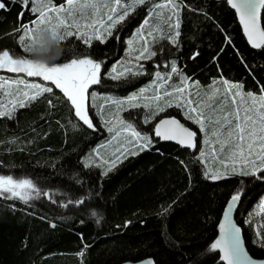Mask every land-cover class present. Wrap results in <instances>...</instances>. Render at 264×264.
<instances>
[{"label":"trees","instance_id":"16d2710c","mask_svg":"<svg viewBox=\"0 0 264 264\" xmlns=\"http://www.w3.org/2000/svg\"><path fill=\"white\" fill-rule=\"evenodd\" d=\"M114 1L108 0L98 11L88 9L84 19L77 16L80 31L91 32L85 24L106 20ZM164 1L156 0V3L164 4ZM66 2L52 0L55 6ZM33 6L29 4L25 10L22 0L15 5L6 0L9 10H0V52L10 50V54L15 53L14 59L30 58L19 42L22 33L15 30L37 18L38 13L31 11ZM150 7L149 4L139 6L117 25L113 37L103 44L93 41L89 48L75 36L70 37L65 42V54L58 62H69L76 56L84 58L85 52L88 58L105 61L101 71L104 82L90 87L94 98L95 91L123 97L147 83L155 89L151 82L154 74L164 70L163 76L167 75L173 60L189 81L199 85L227 80L242 82L245 91L261 92L264 47L253 49L248 45L226 0H182L179 46L165 40L152 47L158 55L140 61L148 69L145 75L130 77L128 82L108 79L107 73L113 64L121 60L127 63L140 54L144 37L137 41L133 33L146 19L149 20L146 30L150 28ZM21 11H25L22 19ZM169 14L165 10V15ZM116 36L120 39L116 40ZM128 40L135 42L130 49ZM197 52L199 55L192 59ZM43 83L53 92L43 94L24 108H17L12 119L0 117V174L31 178L55 195L41 196L27 205L0 197V264H118L143 258L152 259L155 264H224L218 250L207 249L216 239L221 212L241 179L246 190L236 221L242 227L248 252L255 258H264V246L253 243L257 226L264 225V218L257 216L255 226L253 219L251 227L244 223V218L264 195V183L241 177L221 181L205 179L204 160L193 163L200 155L199 132L182 116V109L167 107L154 123L142 127L154 137L155 123L164 117H175L197 133L196 149L157 138L151 150L139 152L137 147L138 155L122 159L103 175L104 171L97 165L83 166L89 150L106 137L98 111L91 107L94 99L88 98V114L94 124L89 129L76 117L63 92L51 82ZM165 90L169 91L167 86L161 92ZM0 96V108L10 106L14 97ZM137 113L145 117L148 109L140 107ZM72 124L77 126L73 128ZM81 198H86L83 205L62 206ZM164 208L169 211L161 215ZM93 210L100 217L99 223L91 216ZM126 221H131L127 227ZM85 244L87 248L81 257L78 254Z\"/></svg>","mask_w":264,"mask_h":264},{"label":"snow or ice","instance_id":"6c2138e0","mask_svg":"<svg viewBox=\"0 0 264 264\" xmlns=\"http://www.w3.org/2000/svg\"><path fill=\"white\" fill-rule=\"evenodd\" d=\"M11 4L15 5L21 3V0H10ZM231 8L235 9L239 14L240 22L243 24L244 32L248 38L249 43L253 48L264 47V28H261L260 9L264 7V0H227ZM23 8L27 10L29 4H34L31 8L33 13H38L35 20L29 24H21L15 31L23 33L19 36L20 45L24 53L29 54V41L32 38L33 30L42 24H48L58 32L62 41H67L70 37L75 36L79 41H83L84 45L89 48L93 45V41H98L101 44L107 42L109 38L113 37V30L117 28L125 19L134 12L139 6L149 4V16L154 18L157 23L148 33L153 39L151 42L144 40L140 54L135 56L136 63L133 64L131 59L127 63L124 60L113 64L107 78L112 81L128 82L129 78H135L146 74V69L140 61L150 60L152 57L158 55L156 51H152V47L161 44L162 41L169 40L172 45L179 46L180 36V16L182 0H168L166 4L156 3V0H125L120 3L117 0L116 7L110 8L112 15H108L106 21L101 19L94 21L92 24H85L84 27L92 29L91 32L80 31L81 25L77 16L84 19V9H92L98 11L99 0L94 3H87L79 6L75 0H67V8L56 7L52 0H22ZM187 7V5H183ZM0 10H9L6 8V0H0ZM122 10V14H120ZM165 10L170 13L165 15ZM194 10V9H193ZM195 11V10H194ZM64 13L65 15H61ZM75 13V15H74ZM25 11L19 13L22 19ZM91 15L92 13H88ZM173 19L175 22L173 23ZM149 24V20L144 21L140 32L136 35L140 36L144 30V26ZM72 29H75L74 31ZM116 40L120 37L116 36ZM230 42V39H229ZM127 44L131 46L133 40H128ZM163 51V49L161 50ZM15 53L10 54V50H3L0 52V69H7L12 73L26 74V77H39L45 82H51L56 89H60L67 101L71 102V106L75 108V115L83 122L89 129L94 128L93 121L89 118L88 110L85 108L86 94L90 98H94L90 92V86H98L104 82L105 76L101 72L103 60L97 61L95 58H88V53L83 54L84 58L79 56L73 57L70 62L59 63L53 65L37 64L30 58L14 59ZM130 55V52H129ZM199 53H195L192 59H195ZM170 73L161 76L160 72H156V80L153 81L152 86L159 88L158 82H163L172 91H164L160 95L157 91L153 99L155 101H163V104L157 103L154 107L150 104H144L143 107L149 109L145 114L143 120L144 124H152L156 117L165 112L167 107H172L171 100L165 99L167 97H178L174 106L184 110L185 119L198 125L201 132L207 137L208 131H212L214 136H223V140H218L219 149L213 148L211 151V159L223 166V172L217 168L213 171L212 168L205 165L203 176L205 179L211 181H221L226 178H251L253 181L264 183V94L255 95L253 92H244V84L229 83L227 80L214 81L213 86L222 84L224 91L221 94L219 89L214 92L218 98L209 109V115L200 110L199 91L195 93L197 100L194 101L191 97L193 93H189L185 98L183 93L189 85V78L182 74V70L176 66V61L173 60L170 64ZM179 75V84H169L173 76ZM194 86L199 90V84L193 82ZM15 86V87H13ZM23 86V87H21ZM7 89L8 95L13 96L10 101V106L0 108V117L14 118L17 108H24L32 102L37 101L39 97L46 93H52L51 87L43 86L39 83H28L26 78L13 79L11 82L0 77V94ZM146 89H140L138 94H133L127 98V101L121 99L110 100V107L115 106L119 109L124 103H129L132 109L141 107L139 103H133L137 96H142ZM260 91L264 93V87ZM231 98V99H229ZM51 104V101H49ZM234 106V107H233ZM229 108V111H225ZM217 113L221 115L217 116ZM101 119H105L104 111L99 114ZM216 116V119H213ZM120 128L116 130L113 139L119 137L122 133H130L128 143L132 146L131 149L125 148L119 155H116L110 162H105L103 175H107L112 169L116 167L122 159H127L128 156H136L139 152L151 150L158 140L176 141L181 146H186L190 149H196L197 133L190 130L179 120L175 118L160 119L155 123L154 137L149 134H142L137 131L132 123H126L117 111L115 116ZM77 125L72 124L75 128ZM207 129V130H206ZM108 132L112 133L114 127H108ZM207 146L208 140L205 139ZM139 147V152L136 148ZM159 151V149H157ZM205 153L201 152L199 157L194 158L193 163H198L204 160ZM83 166L88 168L91 163L86 159ZM186 170L187 165H185ZM245 181L240 180L237 190L229 198L227 205L223 211L222 218L219 222V236L210 244L207 251L219 250L221 253L220 261L224 264H264V260H256L245 249L242 240V227L238 225L234 219V213L238 211L239 204L245 192ZM54 193L45 191L39 187L37 182L31 178H14L12 175L0 174V197L11 200H18L27 205L30 201L39 199L41 196H52ZM86 198L77 199L75 201L69 200L63 204V207H68L69 204L76 206L83 205ZM53 203L56 201L53 200ZM171 205H169V208ZM169 208H164L161 215L166 214ZM91 216L96 217V223L100 222V217L95 210L91 211ZM253 216L264 218V197H261L256 209L249 213L247 218H244V223L251 227ZM81 223H84L81 220ZM131 221L125 222V227ZM55 227V225H53ZM258 230L254 233L253 243L255 245L264 246V225H258ZM83 241V234H81ZM87 248L85 244L84 249L78 254L81 257L84 255V250ZM141 264H155L152 259H147Z\"/></svg>","mask_w":264,"mask_h":264},{"label":"rangeland","instance_id":"374dc122","mask_svg":"<svg viewBox=\"0 0 264 264\" xmlns=\"http://www.w3.org/2000/svg\"><path fill=\"white\" fill-rule=\"evenodd\" d=\"M107 1L108 0H99V2L103 6H105ZM94 2H97V0H75V3L77 4V10H79V6L80 5L87 4V3H94ZM167 2H168V0L164 1L163 3L166 4ZM120 3H124V0H120ZM116 5H117V0L114 1V4H113L112 7H116ZM56 7L67 8L68 5H67V2H66L63 5L56 6ZM87 10L88 9H84L83 12H86ZM61 15H65V14L62 13ZM74 15H75V13H74ZM108 15H112V13L110 12ZM150 20H151L150 21V24H151L150 28L148 30H146L147 25L144 26V30H143V32L141 33L140 36H137L136 33L140 32L141 27H140L139 30H135L134 31L133 36L138 38L137 41H140L143 37H144L143 42H144V40H148L150 42L153 39V37L149 36L148 33L152 30L153 26L157 23V21L154 18H151ZM133 44H132V46H133ZM132 46L128 45V49L132 48ZM131 61H132V63H136L135 58H133ZM145 69H146V72H147L148 69L147 68H145ZM163 71L164 70L157 71V72H160L161 76H163V74H164ZM170 71H171V69L169 70V72H166V73L168 74V73H170ZM9 73H12V72L8 71L7 69H0V77H3L5 80H8L9 82H11L13 79H17V78H26L27 82L30 81V83H37L36 81H34V79L28 80L29 78L26 77V74L13 73L12 75H10ZM31 78H39V77H31ZM40 79H42V78H40ZM155 80H156V76L154 74V78H153V80L151 82L153 83V81H155ZM218 81H220V80H218ZM179 82H180L179 75H175V76H173L172 80L169 81L168 83L175 85V84H179ZM193 82L197 83L196 81H188L189 85H192V86L188 87L186 89V91L183 93V95H184L185 98H187L189 93H193L191 98L194 101H196L197 100V96L195 95V93L197 91H199V101H198V103L200 104V110L204 111L205 115L207 116V115L210 114L208 109L214 103H216L217 99H218L214 95V92L217 89H219V91L222 94L223 91H224V87H223L222 84H219V83L216 84L215 86H213V82H212L211 84H209L207 86L199 85L200 87H199V90H198L194 86ZM228 82L229 83H237V82H231V81H228ZM158 83L160 84V87L158 89L157 88L151 89V87H149V85L147 83V84L141 85L138 88L130 91L128 94H126L123 97H121V96L120 97H115L113 95H107V94H109L108 92H106V95H104L103 94L104 92L95 91L96 92V93H94L95 98H93L94 100H93V102L91 104V107L96 112L98 111L97 113H98V116H99V119H100V125H101L102 129L104 130L106 137L95 148L90 149L89 152L87 153V155L85 156L87 160L89 159L88 161L91 164H94V165H97V166L104 165L105 162H110L116 155H119L123 149H125V148L131 149V147H132L128 143V140L131 138L130 137V133H122L119 137H116L115 139H113L116 130H118L120 128V125L117 123V120L115 118L117 111H119L120 117L126 123H132L137 131H140L142 134H147V130L142 127V125H144L143 120H144L145 117H143V115L137 113V110L140 107L136 108V109H132L130 107V104L126 102L119 109H117L115 106H111L110 107V100L108 98L110 97L112 99H121V100L127 101V98L129 96H131L133 94H138L140 89L143 88V89H146V91L143 93L142 96L138 95L137 99L135 101H132L133 103H139L141 105V107H143V105L146 104V103L150 104V105H153V107L157 103L162 105L163 101H155L153 99V97H154V95L156 94L157 91L159 92L160 95H163V93H164V92H161V89H163V87H165L166 85H164L163 82H158ZM13 87H15V86H13ZM21 87H23V86H21ZM168 90L171 92L172 88L168 87ZM243 91L245 93L248 92V91H245L244 89H243ZM7 92H8L7 89L3 90V94H4V98L5 99H7V96H10V95L7 94ZM251 92H253L255 95L264 94L262 92H255V91H251ZM87 96H88V94H86V99H85V108H86V110H88ZM100 96H102V97H100ZM103 96H105V97H103ZM0 98H1V96H0ZM165 99L171 100L172 103H173V106H174V104H175L176 100L178 99V97H168V98H165ZM229 99H231V98H229ZM152 103H154V104H152ZM99 104H102V105L99 107ZM105 108H111V110L107 111ZM143 109H147V108L143 107ZM74 110H75V108H74ZM229 110H230L229 108H225V111H229ZM101 111H104L105 113H107V115H106L107 124L105 123V119H101V117L99 115L101 113ZM131 111H132V113H131ZM148 111H149V109H148ZM181 114L185 118V114H184V110L183 109L181 111ZM218 115H221V114L217 113V116ZM213 119H216V116H213ZM189 122L191 124H193L191 121H189ZM193 125L197 128V130L199 132V139H200L199 152L200 153L201 152L205 153L204 162L206 163V165L208 167L212 168L213 171H215L217 168H219L220 171L223 172V170H224L223 166L220 165L218 162H215V161H213L211 159V151H212L213 148H216L217 150L219 149V144H218L217 141L218 140H223L224 137L223 136H214L212 134V131H208V135L206 137L204 135V133L200 131L198 125H195V124H193ZM108 127H114V131L112 133H109L108 130H107ZM205 139L208 140L207 146L204 143ZM99 167L104 171V167H101V166H99ZM262 197H264V195ZM256 206L252 209V211L250 213H252L256 209ZM252 219L254 220V226H255V223L257 221V216H253Z\"/></svg>","mask_w":264,"mask_h":264},{"label":"clouds","instance_id":"9594fccd","mask_svg":"<svg viewBox=\"0 0 264 264\" xmlns=\"http://www.w3.org/2000/svg\"><path fill=\"white\" fill-rule=\"evenodd\" d=\"M65 41L48 24L38 25L29 41L30 59L37 64L53 65L65 54Z\"/></svg>","mask_w":264,"mask_h":264},{"label":"water","instance_id":"95a60500","mask_svg":"<svg viewBox=\"0 0 264 264\" xmlns=\"http://www.w3.org/2000/svg\"><path fill=\"white\" fill-rule=\"evenodd\" d=\"M216 1H222V0H216ZM226 2H227V0H226ZM228 4V3H227ZM228 6L231 8V6L228 4ZM233 11H234V13H235V15H236V18H237V21H238V23H239V25H240V28H241V31H242V34H243V36L245 37V39H246V41H247V43H248V45L251 47V48H253L252 47V45L249 43V41H248V38H247V36H246V34H245V32H244V27H243V24L240 22V17H239V14L236 12V10L235 9H233V8H231ZM263 12H264V7H262L261 9H260V20H259V23H260V26H261V28H263V26H262V15H263ZM253 49H258V48H253ZM165 118H175V117H164V118H162V119H165ZM175 119H177V118H175ZM177 120H179V119H177ZM180 121V120H179ZM159 122V121H158ZM157 122V123H158ZM182 124H184L182 121H180ZM186 127H188L186 124H184ZM189 128V127H188ZM190 130H192V128H189ZM192 131H194V130H192ZM163 141V140H162ZM165 142H173V143H175V144H178L176 141H165ZM178 145H180V144H178ZM183 147H186V146H183ZM228 202V201H227ZM226 205H227V203L225 204V206H224V208H223V210H222V212H221V215H220V218H219V222H220V220H221V218H222V215H223V211H224V209H225V207H226ZM240 205V204H239ZM238 209H239V207H238ZM238 212V211H237ZM237 212H235L234 213V219L236 220V214H237ZM237 222V221H236ZM239 225V224H238ZM241 235H242V233H241ZM219 236V229H218V232H217V235H216V238ZM242 240H243V243H244V247H245V249L247 250V248H246V245H245V241H244V238H243V235H242ZM219 251V250H218ZM248 251V250H247ZM250 254V253H249ZM219 255L221 256V253L219 252ZM251 255V254H250ZM251 257H253L252 255H251ZM254 259H256V260H264V258H255V257H253ZM147 259H149V258H143V259H140V260H137V261H123V262H120V263H118V264H141V262L142 261H144V260H147Z\"/></svg>","mask_w":264,"mask_h":264},{"label":"crops","instance_id":"0c3cea01","mask_svg":"<svg viewBox=\"0 0 264 264\" xmlns=\"http://www.w3.org/2000/svg\"><path fill=\"white\" fill-rule=\"evenodd\" d=\"M103 5L99 2V4H98V8H100V7H102ZM101 71H102V68H101ZM32 79H34V81H36L37 83H39V84H43V85H46L45 83H43V82H45V81H43L42 79H40V78H30L29 80H32ZM30 82V81H29ZM92 93V92H91ZM89 98V96H87V101L89 100L88 99Z\"/></svg>","mask_w":264,"mask_h":264},{"label":"flooded vegetation","instance_id":"af4514ba","mask_svg":"<svg viewBox=\"0 0 264 264\" xmlns=\"http://www.w3.org/2000/svg\"><path fill=\"white\" fill-rule=\"evenodd\" d=\"M192 130H194V129H192ZM195 131V130H194Z\"/></svg>","mask_w":264,"mask_h":264}]
</instances>
